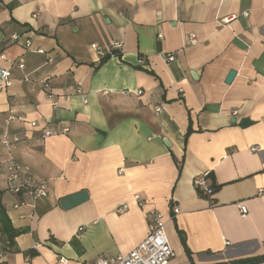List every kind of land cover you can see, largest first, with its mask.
<instances>
[{
	"label": "crops",
	"instance_id": "crops-1",
	"mask_svg": "<svg viewBox=\"0 0 264 264\" xmlns=\"http://www.w3.org/2000/svg\"><path fill=\"white\" fill-rule=\"evenodd\" d=\"M1 55L2 67L23 59L25 70L13 67L0 92V138L20 139L0 149V164L12 157L49 189L20 199L0 174L1 201L21 231L2 264L127 256L147 238L153 210L165 221L170 264H191L176 226L195 264L264 255V0H0ZM25 75L50 77L54 97ZM11 115L22 119L7 126ZM44 129L54 134L44 139ZM206 171L221 185L210 197L194 185ZM83 191L86 202L62 207Z\"/></svg>",
	"mask_w": 264,
	"mask_h": 264
},
{
	"label": "built area",
	"instance_id": "built-area-1",
	"mask_svg": "<svg viewBox=\"0 0 264 264\" xmlns=\"http://www.w3.org/2000/svg\"><path fill=\"white\" fill-rule=\"evenodd\" d=\"M244 16H248V13L244 14ZM12 42L16 44H20L26 52H31L32 50V41L24 36L13 35ZM191 44H196L197 40L195 37L190 38ZM113 48L115 50L120 48V44H113ZM91 49L97 51V45H91ZM36 52L40 54H44L45 51L43 49H39ZM112 56V55H111ZM0 60H6L4 55L0 56ZM175 60L172 54L165 55V62H173ZM10 67H2L0 65V92L11 87L13 78H12V68L16 67L21 72L25 70V62L23 59H19L17 61H10ZM24 81L31 82L34 84H38L40 89L45 92L47 98L52 99L54 97V93L51 89L50 77H44L40 80L35 81L31 79L29 75L24 76ZM76 93L82 95V90L80 88L76 89ZM140 94L142 93L139 92ZM157 114H160L163 110V104H159L154 108ZM21 120L22 118L11 115L5 120V124L8 126L12 122L16 120ZM33 127H36L37 124L35 122L31 123ZM64 133L69 132V128H65L63 130ZM54 134V132L50 129H44L42 131V138L50 137ZM19 137L10 138L8 133L4 135L3 138H0V149L5 148L10 150L14 143L19 142ZM253 152L258 151V148L251 149ZM5 175V192L18 198H22L23 196H28L32 199V201L36 202L39 199H44L48 197L49 189L48 185L41 183H35L29 177L25 176V167L19 161L14 160L12 157L7 160L5 163L0 164V174ZM210 175V171H206L201 173L194 179L195 187L201 188L205 194L212 195L211 190L208 185V177ZM135 201L139 204V206L144 205L143 199L139 195H135ZM23 201L17 202L14 207L18 209L21 205H23ZM239 210L242 216H246L248 213V209L245 205L239 204ZM128 209V205H122L118 208L119 213H124ZM179 213V208L177 205H173L171 208L172 218L175 217ZM149 233L147 238L133 251H131L127 256H118V257H110V258H98L94 262L90 264H170L172 258L175 256L173 248L171 247V243L169 237L166 232V225L163 218V215L153 210L149 214ZM11 250V243L7 240L5 242L0 241V264H2L3 258L7 255V253Z\"/></svg>",
	"mask_w": 264,
	"mask_h": 264
},
{
	"label": "trees",
	"instance_id": "trees-1",
	"mask_svg": "<svg viewBox=\"0 0 264 264\" xmlns=\"http://www.w3.org/2000/svg\"><path fill=\"white\" fill-rule=\"evenodd\" d=\"M110 57H111V55H107V56L103 57L100 63H102L103 61L107 60ZM190 133H191V129H189V131H188V134H190ZM179 170L181 172V167H179ZM209 181L211 183V184L208 183L209 189L211 190V194L214 195V193L221 188V185H218L215 182V179H214L213 175L211 174V172H210V175L208 177V182ZM197 190H198V193L200 196H205V197L212 196V195L205 194L204 191L199 187L197 188ZM2 195H3V193L0 191V241L5 242L8 240L11 243V246H13L15 239L21 234V231L16 229L12 225L11 220L9 219V217L7 215L6 207L4 206V204L1 201ZM173 205H174V203L171 202L170 207L172 208ZM174 218L175 217H173V219ZM176 230H177V233L179 235L180 241L184 247L185 253L190 260V263L195 264L193 262V259H192V253L187 246V240H186L185 233L183 231H181L177 226H176ZM26 255L27 256H34L35 252L33 250H30V251L26 252ZM259 263H264V255L259 256V257H255V258H247V259H242V260L233 261V262H226V263L224 262V263H216V264H259Z\"/></svg>",
	"mask_w": 264,
	"mask_h": 264
},
{
	"label": "water",
	"instance_id": "water-1",
	"mask_svg": "<svg viewBox=\"0 0 264 264\" xmlns=\"http://www.w3.org/2000/svg\"><path fill=\"white\" fill-rule=\"evenodd\" d=\"M236 74H237L236 71H234V70L230 71L228 76H227L226 82L228 84L232 83V81L236 77ZM242 124L244 127H247V126L251 125V121L250 120H244ZM88 198H89L88 193L83 191V192L77 193L75 195H72L70 197L64 198L61 201V205L64 209L69 210V209H72V208L86 202L88 200Z\"/></svg>",
	"mask_w": 264,
	"mask_h": 264
},
{
	"label": "rangeland",
	"instance_id": "rangeland-1",
	"mask_svg": "<svg viewBox=\"0 0 264 264\" xmlns=\"http://www.w3.org/2000/svg\"><path fill=\"white\" fill-rule=\"evenodd\" d=\"M177 259H179V257ZM177 259L175 260L176 263L178 262Z\"/></svg>",
	"mask_w": 264,
	"mask_h": 264
}]
</instances>
